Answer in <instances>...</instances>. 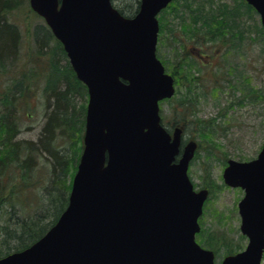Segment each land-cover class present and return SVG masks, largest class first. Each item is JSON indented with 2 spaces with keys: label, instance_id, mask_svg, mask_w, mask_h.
Listing matches in <instances>:
<instances>
[{
  "label": "water",
  "instance_id": "1",
  "mask_svg": "<svg viewBox=\"0 0 264 264\" xmlns=\"http://www.w3.org/2000/svg\"><path fill=\"white\" fill-rule=\"evenodd\" d=\"M172 0H139L121 15L110 0H28L61 43L88 93L83 148L68 204L57 221L0 264H215L195 241L207 190L187 170L196 143L160 123L159 102L175 92L156 57L158 13ZM260 17L264 0H244ZM180 155L176 161L177 156ZM244 191L238 203L243 251L220 264H260L264 253V142L222 175Z\"/></svg>",
  "mask_w": 264,
  "mask_h": 264
},
{
  "label": "rangeland",
  "instance_id": "2",
  "mask_svg": "<svg viewBox=\"0 0 264 264\" xmlns=\"http://www.w3.org/2000/svg\"><path fill=\"white\" fill-rule=\"evenodd\" d=\"M21 1V6L8 15L20 29L21 44L16 60L0 69V122L5 118L18 129L12 137L18 145L17 159L19 155L23 158L26 152L22 147L37 140L51 108L52 82H57V87L71 84L70 117L60 123L62 129L54 130L51 138V143L67 151L66 180L71 182L83 147L87 90L76 79L63 49L56 46L58 41L54 37L44 39L48 27L43 19L30 9L28 0ZM111 1L125 15L137 7L135 0ZM243 3L173 0L157 16L156 54L175 83L174 96L159 103L161 123L169 133L180 128L183 144L196 143L188 176L196 191H208L196 241L213 251L215 264L242 251L247 244L239 230L238 214L244 191L224 184L222 174L227 161L253 160L264 142V29L259 15L254 10L245 12ZM124 5L133 8L125 9ZM219 8L229 11L238 26L225 30L220 39L211 40L202 19L214 27L208 15L213 17ZM197 11H201L202 19L194 24L192 18ZM192 28L200 29L198 35L191 34ZM241 31L243 39L239 40ZM42 38L45 54L37 51V41ZM27 155L31 157L27 178H22L18 166L7 174L15 177L14 187L21 186L19 197L14 196L9 204L16 210L10 225L22 215L34 221L52 219L46 216L48 202L43 186L36 189L46 175L49 160L40 153ZM5 218L0 214V227ZM3 237L0 230V247Z\"/></svg>",
  "mask_w": 264,
  "mask_h": 264
},
{
  "label": "trees",
  "instance_id": "3",
  "mask_svg": "<svg viewBox=\"0 0 264 264\" xmlns=\"http://www.w3.org/2000/svg\"><path fill=\"white\" fill-rule=\"evenodd\" d=\"M182 1L188 2V0ZM21 2V0H0V69L5 68L6 65L15 61L19 53L21 44L20 29L18 25L8 19V15L12 11L17 10L21 6ZM135 2L137 7L134 9H132L133 7L130 5H124L125 9H132L128 15H125L122 9L117 10L125 17H132L137 12L139 6V0H135ZM242 6H245V12L253 11V9L245 3H243ZM229 14V11L219 8L213 17L208 15V17L212 18L214 27L211 26L210 22L201 18V11H197L192 20L195 24L202 19L203 26L207 27L205 32L206 35L209 36L208 38L211 40H218L223 37L225 30L230 31L233 29L235 17ZM234 26L237 27L238 25L236 24ZM198 30L200 29L192 28L191 34L196 33L198 35ZM237 33L239 34V32ZM51 37V32L47 29L44 39H52ZM261 38L264 40V31L261 33ZM44 39L42 38L40 41H37V51L39 54H45L46 46H44ZM241 39H243L242 31L239 35V40ZM56 46L62 48L58 42H56ZM56 85L57 82H52V96L50 98L51 108L49 109V113L37 140L34 143H29V145L27 143L28 147H22L26 152L25 156L29 153L31 155L34 153L38 155L40 153V155L45 156L49 160L46 166V175L38 182L39 184H36V189L43 186L42 190H45L47 195L48 204L46 216L52 218L47 222L41 221L40 218L34 221L22 215V218L17 217L12 225L9 224V222H11V216H16L14 215V213H16L15 206H10L9 204L14 196L19 197L21 186L14 187L15 177L12 179L10 175L7 174L12 169L15 170L16 166H18L23 171L21 173L22 178H27L31 165V157L27 155L26 157L24 156L25 158H21L19 155L20 159H17L16 153L18 151V145L16 142H13L12 136L18 129H14L5 118L2 123L0 122V214H2V216H7V218L4 219V224L0 227V230L4 233L1 242L2 247H0V257L23 250L37 241L56 222L57 218L68 204L71 182L69 180V182H67L66 180L68 166V160L66 158L67 151H61L59 147L51 143V138L54 130H57L58 127L62 129L60 123L70 117L74 88L71 84L66 86L63 85V87H60L61 85L57 87ZM75 171L76 169L73 172L75 173ZM5 205H8L7 208Z\"/></svg>",
  "mask_w": 264,
  "mask_h": 264
}]
</instances>
